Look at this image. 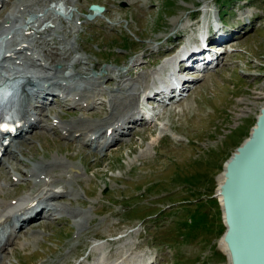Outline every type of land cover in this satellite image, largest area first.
I'll use <instances>...</instances> for the list:
<instances>
[{"label": "rangeland", "instance_id": "obj_1", "mask_svg": "<svg viewBox=\"0 0 264 264\" xmlns=\"http://www.w3.org/2000/svg\"><path fill=\"white\" fill-rule=\"evenodd\" d=\"M132 1L79 0L75 6L68 5L70 19H61L63 36L70 23L76 26L65 36L79 45L95 77H102L106 69H131L128 79L149 85L150 91L168 80V69L162 64L172 55L169 50L178 46L179 52L193 42V27L200 22L201 27L209 19V33L215 34L212 20L220 17L215 27L225 36L237 37L218 49L214 46L221 52L218 66L189 74L192 81H187L189 89L179 102L176 98L160 103L147 99V89L140 90L137 110L146 120L104 151L63 139L60 128L51 129L49 124H54L55 115L65 121L87 117L90 123H99L110 116L114 93L99 98L91 111L83 104H64L61 98L57 104L53 101V110L44 120L48 128L19 143L23 152L7 160L9 169H0L2 197L18 201L40 192L42 186L29 187V167L59 157L80 172L71 174L61 168L52 172L55 189L67 186L73 193L56 202L84 215L59 213L51 218L44 212L37 222L16 233L0 264H120L126 258L123 264H130L132 256V264H226L216 251L222 227L212 194L225 161L247 139L264 103V0ZM56 2L66 7L64 0ZM11 3L3 11H10ZM93 4L105 6L107 13L90 18ZM55 24L49 20L44 28ZM159 52L168 53L164 58ZM101 83L108 90L116 87L108 78ZM12 168L20 169L24 178H12ZM80 218L81 229L77 227Z\"/></svg>", "mask_w": 264, "mask_h": 264}, {"label": "bare ground", "instance_id": "obj_2", "mask_svg": "<svg viewBox=\"0 0 264 264\" xmlns=\"http://www.w3.org/2000/svg\"><path fill=\"white\" fill-rule=\"evenodd\" d=\"M11 1L13 2L11 3ZM54 1L56 0H0V16L3 15L0 17V86L13 77L27 80V85L24 89L26 96L22 117L15 125V129L5 132L0 141V169H9L7 160L12 157L16 159L23 152L21 149L22 145L19 146V143L28 141V138L35 131L41 130L40 128H48V126L44 125V120L47 118V112L53 110L50 107L53 101L57 104L59 98L62 99L64 104L68 101L72 102V107L83 104V108L86 111H91L99 98L114 93L111 96V114L109 117H105L104 120L101 119L102 121L99 123L98 121L97 123L94 122L95 120L93 121L94 123H90L91 121L89 122L87 117L75 119V121H65L59 115H55L52 117L54 124L51 122L49 124L51 129L55 126L60 128L63 139L81 143L83 146L93 149V151H104L112 147L122 137L130 135L136 124L141 121L137 110L138 95L140 90L142 92L146 89L148 90L149 85L146 87L139 80L131 82V79H128V72L131 69L126 72L106 69L101 72L104 73L101 75L102 77L92 75V67L89 68L91 66L89 59L82 55L76 41L70 42L68 40L69 37L65 36L70 35L72 32H69L70 29H76L73 22L70 23L69 21V30L64 36L60 34L62 30L60 25L63 18L62 15L69 20L72 14L70 7L77 4L79 0H64L65 8L63 6V8L59 7L57 2L53 3ZM134 2L133 0L132 4ZM10 3V11L9 9L7 12L3 11V9L9 7ZM37 6L39 7L38 9ZM106 10L107 8L105 7V11L102 14L95 16L105 15L107 13ZM26 16H30L31 20L28 21ZM219 18L212 20V28H215L217 37L216 35L212 36L201 46L209 48L207 45L210 44V40L212 43L220 45L229 38L234 39L233 37L236 36V34L225 36L226 33L222 32L218 25L215 27V23L220 21ZM49 20H54L53 24H56L54 26L46 25L44 28L45 23ZM240 20H244V17ZM208 21L207 19L204 20V24L201 27V22L200 25L193 27V29H196L193 37H199V40L205 41L203 36L209 34ZM115 22L110 24L113 25ZM26 25H29V29L23 28ZM42 27L43 29H41ZM33 29L40 30L35 35H32V31L29 30ZM26 31L29 32L26 33ZM222 34V39L218 40V36ZM200 37H203V39ZM20 38L22 39L19 40ZM197 40L195 39L191 42L192 45H190L191 43L185 44L186 49L182 51L185 54V58H187V61H184L191 64L190 68L196 62L205 66V61L209 60L200 54L201 47ZM176 48L173 46L169 51L176 50ZM163 53L159 52L158 55L161 56ZM74 54L75 56H73ZM147 65H143V67ZM59 67L62 70H59ZM180 67L181 69L184 68V63H181ZM63 71H66V73L63 74ZM206 72L207 70H204L201 73ZM146 75L148 74L144 76ZM102 78H108V83L114 82L116 87L113 90L104 88L101 83ZM159 84L149 89L158 88ZM144 88L145 90H143ZM166 96L162 99H168V95ZM48 97L54 98L52 103L46 101ZM163 100L158 102L165 103ZM140 125L144 126V123ZM26 163L24 162V164ZM60 168L68 169L71 174L80 172V168L70 165L59 157H54L52 160H40L29 167L27 176L30 175L31 180H27L30 181V189L35 190L41 186L42 189L37 194H28L29 196L27 195L26 199L4 201L2 196L5 189L0 184V229L6 232L4 242L0 245V260L4 258L2 253L13 242L16 233L26 230L31 224L37 222L38 219L43 217L44 212L49 213L51 218L59 213H70L75 218L84 215L80 210L69 209L56 202L60 197L73 195L67 186L62 187V190H58L59 188L55 189L57 182L52 172ZM12 170L14 171L12 172V178H18L19 181L24 178L23 173H19L20 169L12 168ZM21 170L25 172L23 169ZM15 203L16 205H14ZM77 227L80 229L84 227L83 218L77 220ZM30 234H34V232L31 231ZM130 258L135 261L134 256ZM126 260L127 258L124 262ZM130 261L127 262L129 263ZM124 262L122 261L120 264ZM103 264L112 263L106 261ZM113 264H117V261L113 262Z\"/></svg>", "mask_w": 264, "mask_h": 264}, {"label": "water", "instance_id": "obj_3", "mask_svg": "<svg viewBox=\"0 0 264 264\" xmlns=\"http://www.w3.org/2000/svg\"><path fill=\"white\" fill-rule=\"evenodd\" d=\"M101 13L104 8H90ZM225 232L216 251L226 264H264V103L247 139L225 161L213 194Z\"/></svg>", "mask_w": 264, "mask_h": 264}, {"label": "trees", "instance_id": "obj_4", "mask_svg": "<svg viewBox=\"0 0 264 264\" xmlns=\"http://www.w3.org/2000/svg\"><path fill=\"white\" fill-rule=\"evenodd\" d=\"M214 194V193H213ZM213 194H212V197H213ZM212 200H213V202H216L217 203V205H218V208H219V214H220V223H221V227H222V230H221V236L223 235V233L225 232V228H224V226H223V224H222V220H221V218H222V216H221V210H220V207H219V204H218V202H217V200L216 199H213L212 198ZM221 236H220V238H221Z\"/></svg>", "mask_w": 264, "mask_h": 264}]
</instances>
